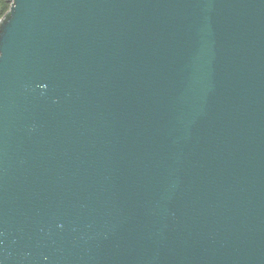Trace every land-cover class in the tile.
<instances>
[{"label":"water","instance_id":"obj_1","mask_svg":"<svg viewBox=\"0 0 264 264\" xmlns=\"http://www.w3.org/2000/svg\"><path fill=\"white\" fill-rule=\"evenodd\" d=\"M0 264H264V0H8Z\"/></svg>","mask_w":264,"mask_h":264},{"label":"trees","instance_id":"obj_2","mask_svg":"<svg viewBox=\"0 0 264 264\" xmlns=\"http://www.w3.org/2000/svg\"><path fill=\"white\" fill-rule=\"evenodd\" d=\"M10 3L8 0H0V18H2L9 10Z\"/></svg>","mask_w":264,"mask_h":264}]
</instances>
